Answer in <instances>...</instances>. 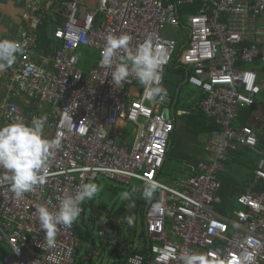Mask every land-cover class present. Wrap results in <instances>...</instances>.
<instances>
[{"label":"built area","instance_id":"built-area-1","mask_svg":"<svg viewBox=\"0 0 264 264\" xmlns=\"http://www.w3.org/2000/svg\"><path fill=\"white\" fill-rule=\"evenodd\" d=\"M23 1L33 13L49 9L50 0ZM64 8L51 66L31 60L32 39L23 32L15 41L21 58L0 92V126L17 118L26 122L24 107L45 104L51 107L45 135L61 139L43 185L21 198L7 186L0 188V264H74L83 242L77 225L85 203L73 225L59 229L53 248L43 243L37 207L57 211L64 197L100 177L128 187L133 181L159 184L144 207V235L122 250L118 264H182L179 257L186 251L202 254L207 264H264V148L253 173V184L261 189L240 194L237 203L243 208L233 209L231 218L215 210L217 174L225 169L228 151L237 145L255 149L258 142L251 126L232 127L231 121L261 92L256 71L239 63H252L257 54L264 29L255 22L264 14V0H94L93 5L68 0ZM166 27L185 28L186 35L182 40L166 36ZM121 34L131 35L133 50L155 34L153 48L164 61L161 87L166 67L176 62L185 81L202 91L197 108L215 128L205 145L207 163L193 166L186 177L166 183L158 174L175 119L190 111L165 107V115V94L149 99L134 75L118 86L100 67L107 36ZM83 47L98 53L86 70L79 65ZM40 114L37 110L30 121ZM97 231L100 242L90 246L84 260L102 253L100 243L115 247L125 236L119 222L109 226L106 219H97Z\"/></svg>","mask_w":264,"mask_h":264},{"label":"crops","instance_id":"crops-1","mask_svg":"<svg viewBox=\"0 0 264 264\" xmlns=\"http://www.w3.org/2000/svg\"><path fill=\"white\" fill-rule=\"evenodd\" d=\"M67 1L68 0H50L49 9L47 11L33 13L27 9L23 0H0V40L17 41L20 39L21 34L27 31L32 39L31 60H33V62L38 65L49 68L51 66V61L53 60V54L59 46V41L55 38L54 31L56 27L60 25L65 19L64 3ZM80 3L83 5H93L94 0H80ZM255 25L257 28L264 29V14L260 15V17L255 22ZM163 34L177 39L180 38L182 40L183 36L186 35V29H173L166 27L163 31ZM255 36L256 38L258 37L257 34H255ZM254 42L256 43V40H254ZM257 44V54L253 62L239 63V67L253 69L256 71L261 92L256 97V103L252 107H241L240 111H238V115L232 119L231 123L232 127H240L243 125L251 126L258 137V142L255 146V149H251L243 145H237L235 149H230L228 151V159L225 162V169L224 171L219 172L222 174L218 189L216 191L217 203L215 210L218 214L227 218H231V212L233 209L243 208L240 204L234 202L235 198L247 191H256L261 189L260 186L253 184V173L260 158L259 152H261L264 148V33L261 34L260 41H258ZM82 52L83 51L81 49V53ZM20 58L21 54L18 55L13 66L6 70L0 71V92L3 90V84L8 78L10 70L16 65ZM87 66L89 67L90 65ZM87 68L83 69L86 70ZM167 71H171V80L177 78L178 72L175 69H168ZM182 75L185 79L184 70ZM163 88L166 90L165 96L167 97L168 101L161 108V111L164 112L165 107H168L170 112L176 110L175 104L178 98L180 86L173 85L170 82V79H166L164 77ZM132 89L135 91V88ZM199 91V97L195 98V101L192 102L189 108L178 109L190 111V114L185 116V118L179 122L176 120L178 117L175 119L174 131L172 133L173 135H171L165 162L168 158L169 152L171 151V146L174 140L178 142L180 141L181 153L180 155L176 153V158H178L179 163L177 165L179 174L175 176V178H169L168 181H164L166 183H170L173 180L190 175V173H192L193 166L197 165L198 163L206 162L209 157V153L205 151V145L211 139L210 130L215 128V124L209 123L206 125L204 122L205 119L202 117L201 112L197 108V104L200 102L199 100L202 96V91L200 89ZM2 96H4V94ZM134 97L135 93L131 94L130 99H133ZM16 100L17 99H14L13 101ZM17 102L21 105L25 104L22 99L17 100ZM42 105L43 104L36 103L31 108L24 107L25 114L27 115L26 122H30L32 115H35L37 110L41 112L39 117L48 116L47 113L49 111L44 112L41 108ZM176 150L177 149L175 147V151ZM161 172L162 169L160 173ZM227 177L232 178L234 181L229 184L226 183ZM92 183L98 185V181L96 179L93 180ZM154 194L155 193H153L152 197ZM90 202L91 206L94 205L93 199ZM140 203L142 208H140L139 213L144 212V207L146 206L147 202L142 203L140 200ZM98 207L103 206L98 205ZM84 218L87 219L85 215L83 219ZM141 235H144V232H141ZM115 248L116 247L114 246L110 248L108 247L109 254H111L112 249Z\"/></svg>","mask_w":264,"mask_h":264},{"label":"clouds","instance_id":"clouds-1","mask_svg":"<svg viewBox=\"0 0 264 264\" xmlns=\"http://www.w3.org/2000/svg\"><path fill=\"white\" fill-rule=\"evenodd\" d=\"M155 34H149L135 50L130 46L131 35H109L101 51L100 67L108 70L112 83L122 86L131 75L147 88V96L154 99L166 94L159 85L162 80L163 57L153 48ZM22 48L15 41L0 40V71L13 66ZM47 116L33 118L25 122L22 118L0 126V188L7 186L16 197L35 190L46 182L48 164L61 146V139H49L45 135ZM159 188L156 181H147L143 195L151 199ZM100 187L95 183L83 184L74 196L69 195L60 201L57 211L41 205L37 207L40 229L45 233L43 243L48 248L57 244V234L61 227L70 228L79 218L85 201L97 196ZM127 198V197H126ZM159 207V205H157ZM179 259L182 264H207L202 254L184 252Z\"/></svg>","mask_w":264,"mask_h":264},{"label":"rangeland","instance_id":"rangeland-1","mask_svg":"<svg viewBox=\"0 0 264 264\" xmlns=\"http://www.w3.org/2000/svg\"><path fill=\"white\" fill-rule=\"evenodd\" d=\"M80 58L81 61L79 65L81 67L87 68L88 67L87 65L91 66L92 64L97 62L98 53L93 48L86 47V49L82 52ZM171 77H172L171 71H167L165 73V78L170 79V82L173 85L180 86L178 98L175 104V109H176L175 111L182 108H189L192 102L195 101V98L199 97L200 95L199 89L193 87L189 83H186L181 72H178L177 78H175L174 80H171ZM41 108L44 112H48L49 110H51V107L45 104H43ZM184 118L185 116H182V117H178L176 120L177 122H179ZM175 147L177 149L176 151H175ZM176 153H178V155H180L181 153L180 141L178 142L174 140L168 158L166 159V162L163 165L162 172L158 175L159 180L168 181L169 178H175V176L179 174L177 169V165L179 163H178V158H176ZM96 180L98 181V186L100 187V191L97 194V196L93 198V202H94L93 204L95 205H100L110 210L117 209L118 207L121 206L123 197L126 195L125 193H127L128 191L131 192V194H133L134 196L138 197L142 203L148 202L149 200L146 199L143 195L145 186L141 185L136 181H133L132 182L133 185L128 187L127 185H124L120 182L105 177H100ZM87 183H92V181H88ZM90 201L84 202L86 207L85 217H87L89 213L88 211L90 210L91 207ZM98 215L100 216L94 218L93 222L91 223L90 237H89L90 239L88 240L87 245H83L76 249L74 264H113V258L108 253L109 249H104L100 255H96V256L92 255L86 260L83 259V257L87 254V250L90 248V246L93 244L98 245L100 242V237L98 236L97 233V219H105V214L99 213ZM142 218H143V212L138 213L135 216L137 228L135 231V237L133 239V242H135L136 244L139 243L140 235L143 230L144 222L142 221ZM80 221H78V225H77L78 232L80 233V236H78L79 238H81L82 236H86L88 232V228L85 225L88 219L84 218Z\"/></svg>","mask_w":264,"mask_h":264},{"label":"water","instance_id":"water-1","mask_svg":"<svg viewBox=\"0 0 264 264\" xmlns=\"http://www.w3.org/2000/svg\"><path fill=\"white\" fill-rule=\"evenodd\" d=\"M165 115H169L168 111H164ZM127 197V198H126ZM123 208L118 213H114V211L106 208V207H98V205H92L91 209L87 215L88 221H86L85 225L88 228L87 238L90 237V227L93 219L98 217L99 213L105 214V219L109 226H112L114 223L119 222L120 230L126 232V238L115 248L112 249V253L117 260L119 259V252L126 245H128L135 237V231L137 228V223L135 221V216L140 212V199L134 196L131 193H126L122 200ZM87 241H83L82 245H86Z\"/></svg>","mask_w":264,"mask_h":264},{"label":"trees","instance_id":"trees-1","mask_svg":"<svg viewBox=\"0 0 264 264\" xmlns=\"http://www.w3.org/2000/svg\"><path fill=\"white\" fill-rule=\"evenodd\" d=\"M84 49H86V47H83L82 48V51H84ZM82 68H84V67H82ZM168 69H175L177 72H180L181 71V73L183 72V70H182V68L181 67H179V66H176V62H172L169 66H167L166 67V69H165V73H166V71L168 70ZM165 73H164V77H165ZM205 122V124L207 125V123H206V121H204ZM188 124H189V122H188ZM221 174L222 173H218L217 174V180H218V182L220 181V177H221ZM234 180L232 179V178H229V177H227L226 178V183H231V182H233ZM220 183V182H219ZM215 197H216V194H215ZM234 202L235 203H237V198H235L234 199ZM216 203H217V200H216V202H215V207H216ZM140 205H141V203H140ZM122 208H123V204L119 207V208H117V209H112V211H114V213H118L119 211H121L122 210ZM140 208H142L141 206H140ZM100 216V215H99ZM77 230H78V226H77ZM125 231V230H124ZM124 231H122L123 232V234H125V236L122 238V241L126 238V233L124 232ZM142 232H144V229L142 230ZM78 236H80V233L78 232ZM82 241H87V240H89L88 238H87V236H82L81 238H80ZM121 241V242H122ZM121 242H119L115 247H117ZM134 242H133V240L129 243V244H133ZM128 244V245H129ZM128 245H126L124 248H128L129 246ZM83 246V245H82ZM100 246L101 247H104V249H108V247L110 248V246H107V245H102V243H100ZM128 246V247H127ZM124 248L122 249V250H124ZM122 250H120V252H119V259L117 260V257H115L114 255H113V253H111V254H109L112 258H113V264H118L120 261H121V255H122ZM131 251H134V249L133 248H131ZM109 253V252H108Z\"/></svg>","mask_w":264,"mask_h":264},{"label":"flooded vegetation","instance_id":"flooded-vegetation-1","mask_svg":"<svg viewBox=\"0 0 264 264\" xmlns=\"http://www.w3.org/2000/svg\"><path fill=\"white\" fill-rule=\"evenodd\" d=\"M117 223V222H116ZM120 225V224H119Z\"/></svg>","mask_w":264,"mask_h":264}]
</instances>
